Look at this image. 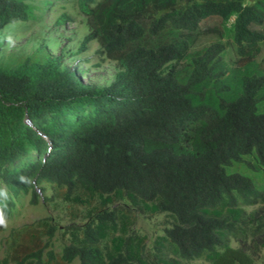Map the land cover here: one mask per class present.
Instances as JSON below:
<instances>
[{
	"label": "trees",
	"instance_id": "obj_1",
	"mask_svg": "<svg viewBox=\"0 0 264 264\" xmlns=\"http://www.w3.org/2000/svg\"><path fill=\"white\" fill-rule=\"evenodd\" d=\"M58 3H75L88 20L79 52L97 41L96 54L117 72L109 86L97 87L58 57L0 68V210L10 217L14 201L27 195L33 205L45 202L44 185L76 206L98 201L82 227H70L60 264H252L246 244L253 255L264 248V223L245 208L264 206V188L225 168L250 155L264 163V114L257 110L264 70L253 62L264 41V0H0V31ZM232 17L242 64L231 70L215 44L192 60L180 83L186 41L139 45L168 26L194 33L203 21ZM124 199L171 219L149 256L145 237L130 232V212L108 208ZM39 224L42 231L25 234L1 264L56 263L54 227Z\"/></svg>",
	"mask_w": 264,
	"mask_h": 264
},
{
	"label": "rangeland",
	"instance_id": "obj_2",
	"mask_svg": "<svg viewBox=\"0 0 264 264\" xmlns=\"http://www.w3.org/2000/svg\"><path fill=\"white\" fill-rule=\"evenodd\" d=\"M250 4L254 0H243ZM39 15V14H38ZM65 15L66 21L59 24L60 18ZM232 17L223 23L218 18L203 21L194 33L179 32L168 26L165 31L157 36L146 35L139 43L140 46L150 48L161 44L186 41L189 50L186 57L176 66V78L180 83L187 81L192 71V60L202 55L212 45L219 44L223 47L220 57L228 69L241 66L236 46L232 39ZM258 31L260 27L255 28ZM90 31L88 20L81 15L75 3L53 4L39 16L37 20L17 22L6 25L0 31V68H16L26 59L32 61L44 60L47 57L59 58L61 66L71 69L77 79L85 85L97 87L109 86L117 72L115 62L96 54L99 49L97 41L89 43L84 52H79L80 42ZM253 62L260 64L264 70V41L260 44V53ZM264 88L258 93V113L264 114ZM227 173H238L252 180L257 190L264 188V163L255 155L243 156L242 162H234L226 167ZM44 202L41 198L33 205L30 195L15 200V208L10 217L5 216L0 210V264L9 258L13 248H16L25 234L29 231H42L40 221L54 227V235L51 240V249L55 255L56 263L62 249L69 245L70 227H82L88 221L89 211L98 209V201H94L90 207L76 206L62 200L61 194L49 185H44ZM2 194L4 189L2 188ZM113 207L128 210L133 219L131 234L145 237L146 255L153 251V244L157 237L164 235V230L170 228L171 219L164 214L143 213L139 209L130 206L127 200L115 201L108 208ZM247 212L256 211L264 223V206L258 205L245 208ZM46 240L45 237L42 238ZM248 240L246 252L252 257V264H264V248H259L257 254H252L251 244ZM105 246V243L102 244ZM233 248L239 244L231 242ZM72 264H78L74 261ZM180 264H209L202 260L181 262Z\"/></svg>",
	"mask_w": 264,
	"mask_h": 264
}]
</instances>
